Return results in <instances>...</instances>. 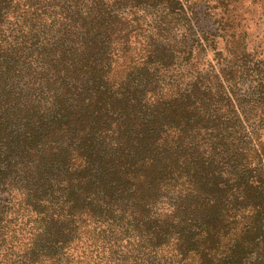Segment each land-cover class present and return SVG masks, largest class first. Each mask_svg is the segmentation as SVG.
Listing matches in <instances>:
<instances>
[{"label":"trees","instance_id":"1","mask_svg":"<svg viewBox=\"0 0 264 264\" xmlns=\"http://www.w3.org/2000/svg\"><path fill=\"white\" fill-rule=\"evenodd\" d=\"M180 3L0 0V256L27 214L16 264H73L91 223L141 264H264V143L240 113L264 83L233 94L222 69L168 95L172 61L133 59L137 13Z\"/></svg>","mask_w":264,"mask_h":264},{"label":"rangeland","instance_id":"2","mask_svg":"<svg viewBox=\"0 0 264 264\" xmlns=\"http://www.w3.org/2000/svg\"><path fill=\"white\" fill-rule=\"evenodd\" d=\"M179 1L175 10L160 6L150 13L139 11L132 37L131 52L136 65L149 59L152 50L161 59L172 61L171 67L161 70L167 82L163 86L165 93L173 95L199 74H215L222 69L230 73L233 94L241 95L244 89L264 83V0ZM158 39L168 45L153 46ZM169 45L174 51L172 59L168 58ZM244 71L248 75L244 76ZM257 95L254 94L256 99ZM244 109H240L241 119L246 132H250L252 146L264 143V100L252 112ZM31 218L27 214L17 218L14 215L10 223L13 233L8 240H15L8 249L3 248L7 249L2 251L7 256H0V264H16L31 247L35 227ZM104 228L91 223L84 229L81 240L70 251L73 264H141L136 258H142L144 251L139 250L141 243L135 236L125 238L116 229L103 233ZM167 254H171L169 250L165 251ZM34 264L54 263L39 259Z\"/></svg>","mask_w":264,"mask_h":264}]
</instances>
